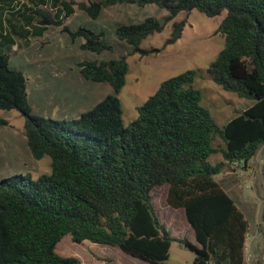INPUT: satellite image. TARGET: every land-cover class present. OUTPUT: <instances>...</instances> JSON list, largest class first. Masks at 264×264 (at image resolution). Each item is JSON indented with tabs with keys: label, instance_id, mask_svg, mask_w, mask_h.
<instances>
[{
	"label": "trees",
	"instance_id": "16d2710c",
	"mask_svg": "<svg viewBox=\"0 0 264 264\" xmlns=\"http://www.w3.org/2000/svg\"><path fill=\"white\" fill-rule=\"evenodd\" d=\"M116 4H151L168 13L162 23L146 18L116 28L117 39L140 57L181 38L184 20L172 23L162 49L140 47L178 14L225 12L217 29L223 48L206 74L251 105L218 126L193 87L199 71L188 70L162 81L126 126L117 96L129 67L119 57L78 63L84 80L113 91L92 109L70 121L33 115L27 78L9 65L16 40L60 28L82 41L81 50L100 55L112 50L102 32L71 31L65 22L76 9L95 20ZM0 110L18 112L30 155L50 160L49 173L36 179L17 174L0 181V264H81L57 254L65 236L145 264H166L173 241L194 254L193 264H244L248 221L215 178L264 153V0H0ZM217 139L222 145L215 147ZM216 153L222 160L209 163ZM164 185L167 205L184 211L195 244L176 239L160 222L151 192Z\"/></svg>",
	"mask_w": 264,
	"mask_h": 264
},
{
	"label": "rangeland",
	"instance_id": "374dc122",
	"mask_svg": "<svg viewBox=\"0 0 264 264\" xmlns=\"http://www.w3.org/2000/svg\"><path fill=\"white\" fill-rule=\"evenodd\" d=\"M167 15L165 10L151 4L143 7L116 4L103 9L99 17L92 20L76 9L65 25L71 31L84 27L102 32L112 50L100 55L81 50L82 41H71L60 28H49L41 37H31L28 42L16 40L17 44L10 52L9 65L27 78L26 90L32 114L54 121H70L92 109L107 95L113 94V91L106 83L84 80L79 73L78 63L119 57H126L129 67L126 83L117 96L126 126L137 117V108L154 94L162 81L188 70L199 71L193 87L201 94V106L209 111L218 126L225 125L251 105L250 101L224 91L206 74L209 64L223 48L224 40L217 29L225 12L213 18H208L196 10L178 14L166 23L162 32L142 41V49H162L164 41L170 36L172 23L184 20L181 38L158 54L140 57L133 53L131 46L117 39L115 31L119 25L140 23L146 18H154L162 23ZM23 124L24 119L18 112L0 110V181L17 174L30 175L36 179L50 171V160L47 156L35 160L30 155ZM218 145H222L219 139L214 142L215 147ZM220 160V153L208 159L211 164ZM215 179L248 221V240L244 250L248 259L253 251L251 236L259 230L264 232L263 148L248 161L247 168L241 164L226 167ZM166 194L165 185L155 187L151 192L152 203L160 222L176 239L193 240L184 211L170 208L166 203ZM257 245L259 250L264 251V235L260 236ZM56 252L61 257L76 258L81 264H96L100 260H106L107 264H145L124 255L116 248L88 241L76 244L68 236L57 244ZM193 259L192 252L173 241L166 264H193ZM260 264H264V261Z\"/></svg>",
	"mask_w": 264,
	"mask_h": 264
},
{
	"label": "crops",
	"instance_id": "0c3cea01",
	"mask_svg": "<svg viewBox=\"0 0 264 264\" xmlns=\"http://www.w3.org/2000/svg\"><path fill=\"white\" fill-rule=\"evenodd\" d=\"M263 233H264L263 230H259V231H257V233L254 236H251L252 243H253L252 244V250L253 251H252L251 256L248 259L246 257L244 258V264H260L262 260L264 261V251L259 250V247L257 245V244H259L260 236L264 235ZM192 234H193V232H192ZM192 238H193V240H191L189 242H191L192 244H195L194 234L192 235ZM247 240H248V238L246 236V241ZM245 245H246V242H245ZM244 250H245V248H244ZM259 256H261V257H259Z\"/></svg>",
	"mask_w": 264,
	"mask_h": 264
},
{
	"label": "built area",
	"instance_id": "2783aa9c",
	"mask_svg": "<svg viewBox=\"0 0 264 264\" xmlns=\"http://www.w3.org/2000/svg\"><path fill=\"white\" fill-rule=\"evenodd\" d=\"M245 252V251H244Z\"/></svg>",
	"mask_w": 264,
	"mask_h": 264
}]
</instances>
